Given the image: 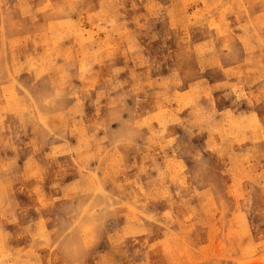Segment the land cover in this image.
Listing matches in <instances>:
<instances>
[{"label": "rangeland", "instance_id": "obj_1", "mask_svg": "<svg viewBox=\"0 0 264 264\" xmlns=\"http://www.w3.org/2000/svg\"><path fill=\"white\" fill-rule=\"evenodd\" d=\"M0 264H264V0H0Z\"/></svg>", "mask_w": 264, "mask_h": 264}]
</instances>
